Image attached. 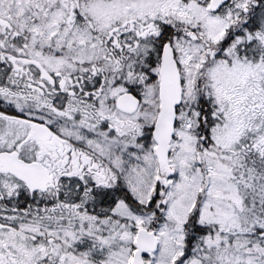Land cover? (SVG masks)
Segmentation results:
<instances>
[{"label":"snow or ice","instance_id":"1","mask_svg":"<svg viewBox=\"0 0 264 264\" xmlns=\"http://www.w3.org/2000/svg\"><path fill=\"white\" fill-rule=\"evenodd\" d=\"M0 264H264V0H0Z\"/></svg>","mask_w":264,"mask_h":264}]
</instances>
